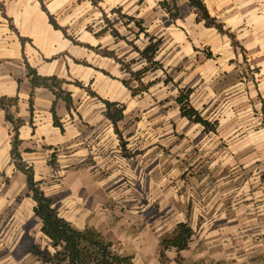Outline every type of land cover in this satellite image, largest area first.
<instances>
[{"label":"crops","instance_id":"crops-1","mask_svg":"<svg viewBox=\"0 0 264 264\" xmlns=\"http://www.w3.org/2000/svg\"><path fill=\"white\" fill-rule=\"evenodd\" d=\"M160 1L98 0L93 5L91 0H0V97H18L16 116L24 120L18 130L22 160L32 166L34 178L61 217L79 229L95 228L119 253L131 255L133 264H163L157 254L160 238L185 221L194 235L179 254L185 260L206 254L203 236L198 235L206 225L199 206H188L186 200L183 206H154V196L166 191V180H179L178 188L169 185L178 195L190 188L187 179L199 180L201 194L211 196L206 207L216 205L210 211L213 217L220 207L216 196L236 178L231 176L234 164L246 166L249 177L251 163L264 157L252 155V148H264V0H202L231 37L198 21L188 0H174L178 11L173 16ZM116 7L144 28L137 36L125 34V39L139 49L149 37L159 41L154 60L161 66L147 75L155 82L135 96L122 83L126 73L119 63L74 44L47 15L80 43L113 50L137 66L141 61L131 44L107 31L94 35L103 26L100 12ZM26 64L42 76L77 80L84 86H62L72 98L70 108L62 100L56 102L63 130L53 124V94L48 89H34L30 113ZM182 88L190 89V104L213 129L180 115L175 97ZM165 96L166 103L159 104ZM101 99L124 104L117 132ZM4 115L0 109V173L1 164H9L10 174L26 189L23 174L11 163V125ZM198 145L199 150L193 148L198 153L193 172L187 167V151ZM26 199L31 206H15L14 217L22 229L20 243L29 242L26 255L35 258L29 251L36 242L33 237L45 245L48 240L40 232L32 199ZM5 208L0 206V214ZM9 241L0 238V264H10ZM169 252L172 261L175 252Z\"/></svg>","mask_w":264,"mask_h":264},{"label":"trees","instance_id":"trees-1","mask_svg":"<svg viewBox=\"0 0 264 264\" xmlns=\"http://www.w3.org/2000/svg\"><path fill=\"white\" fill-rule=\"evenodd\" d=\"M98 0H91L93 5H96ZM188 3L194 8L196 18L202 21L204 26L214 28L220 33H226L231 37V34L223 28V25L218 22L214 17L210 16L202 0H188ZM159 5L170 15L177 14V6L174 0H161ZM42 9L46 11L44 5ZM119 7L112 8L111 12H117L120 16ZM50 24L55 28L61 30L64 35L69 38L74 44L87 47L96 51L97 53L110 57L120 64L124 73L129 74V78H123L122 83L130 90L131 95L142 94L147 91L151 82L144 83L142 81L145 73L149 70L160 67V63L154 60V55L157 51L158 40H153L149 37L148 43L141 49L137 48L134 44L132 49L136 50L139 56L147 62L146 65L138 69H132L130 64L134 60L124 61L122 57H118L113 50L107 48L99 49V46L93 47L88 44L80 43L74 40L71 36L65 33V30L60 27L53 15L48 14ZM105 16V14L103 13ZM134 25L137 26L136 36L139 32H143L144 28L141 26L140 21L132 16H127ZM105 19V18H104ZM105 24L94 35H100L105 31L110 30V33L115 38L124 39L120 36L117 30L109 26L107 19L104 20ZM146 35V34H145ZM135 62V61H134ZM25 76L30 85V94L28 98L29 110L32 113V98L35 88H46L53 94L51 103V113L53 124L63 130L62 124L55 112L56 102L62 100L67 108L72 106V98L69 91L65 90L62 86L64 83H72L78 87H84L82 83L77 80L67 82L64 79L58 78L55 75L42 76L29 65L25 66ZM107 74L106 72H104ZM135 81L136 84H132ZM86 91L91 96L98 97L94 92L86 88ZM189 88H182L178 90L175 97L180 111V115L186 117L194 123H200L205 128L213 129L214 126L203 119L198 111L189 102ZM100 99V98H99ZM102 100V99H101ZM105 105V115L111 120L114 129L117 132L116 123L123 117L124 104L118 102H110L102 100ZM18 97H0V109L4 111V118L11 125L10 133V158L14 169L23 174L26 192L25 195L30 197L34 203L33 212L40 219L41 226L40 232L47 238L48 243L41 248L37 244H32L29 248L30 253L39 261L49 264H133L132 256L119 253L114 244L107 239L95 228L86 226L82 229L74 227L70 222L61 217L55 206L54 201L49 196L45 195L41 189V181L34 178V171L31 165L22 160L20 144L18 138V130L24 124V120L16 116ZM194 235V231L187 222H178L173 230L160 238L158 242V259L165 263L167 256L165 252L174 250L175 261L177 264H182V258L179 251L188 247Z\"/></svg>","mask_w":264,"mask_h":264},{"label":"rangeland","instance_id":"rangeland-1","mask_svg":"<svg viewBox=\"0 0 264 264\" xmlns=\"http://www.w3.org/2000/svg\"><path fill=\"white\" fill-rule=\"evenodd\" d=\"M120 14L122 13L120 12ZM122 15L123 16H120L117 12L108 11L105 13L102 11V13L100 12L99 19L102 24H105L104 20L107 19L109 26L117 30L120 36L124 37V39H118L130 45L133 43L130 40L125 39V34L128 38L133 35L136 36L135 32L138 29L131 20L127 19L128 15ZM90 31H92V29H90ZM107 32L110 33V30ZM137 56L141 63L135 66L134 60L133 63L130 64V67L133 69H138L147 64L139 54H137ZM121 57L125 60V55H122ZM158 68L147 71L143 80L145 81L146 79L145 82H149L147 75L153 73ZM125 76V78H129V74H125ZM150 82L151 84L149 87L155 82V80ZM163 82L166 84V76L164 77ZM132 84H136V82L133 81ZM162 103H166V96L164 99H160L159 104ZM158 132L159 131L156 130V137ZM197 139H200V135L194 138V140ZM193 148L199 150L200 146L198 145L197 148H188L187 167L188 169L192 168V171L195 172L194 170L197 168L195 157L198 153ZM259 154L263 156L264 148H252V155H257L258 157ZM8 166L9 164L7 163L1 164L0 173V206H6L0 214V238L3 236L10 237L8 248H6L8 257L7 261L10 262V264H47L31 256H27L24 248L29 246V242L21 244L19 241L22 229L19 225V220L14 217L16 214L14 208L15 206H31V203L26 199V189L21 186L20 178L16 175L10 174ZM232 170L233 173L231 176L235 175L236 178L229 181L230 187L228 190H224L220 195L216 196L219 202L217 206L220 207L217 214L213 217H211L210 211H214L213 207L216 205H213L212 208L209 206L206 207L205 203L211 201V196L201 194V187H196L198 186L199 180L196 182V179L194 178L190 180L187 179L190 188H187L186 194L178 195L171 193L173 189L169 188V185H177L175 187L178 188L179 180L174 179L166 180V191L154 196V206H183V202L186 200L188 206H199L197 209L199 214H202L206 219L205 221L201 220L202 224L204 222L206 225L202 226L198 232V235L201 233L203 236L202 251L206 252V254L201 255L202 257H199V259L189 257L190 259L187 260L183 259L179 254L182 258V264H264V157H262L261 162L256 161L251 163L249 177L246 166L242 168V164L235 163ZM237 177L239 178L237 179ZM207 181L210 180L208 179ZM244 182L245 186L241 189V185ZM248 182L250 183L249 189ZM180 201L182 202L181 204L179 203ZM202 208L204 211L201 210ZM12 224H14V226ZM32 225H34V223ZM33 239L36 241L34 243L41 248L45 246V242L37 235H35ZM169 251L165 252L167 260L163 264H177L175 256L171 261V257L169 256L172 252ZM216 254H218V259H216Z\"/></svg>","mask_w":264,"mask_h":264}]
</instances>
